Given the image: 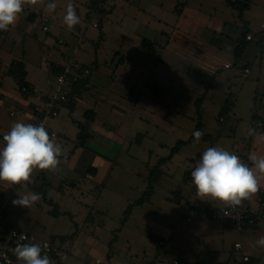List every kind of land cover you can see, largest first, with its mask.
I'll return each instance as SVG.
<instances>
[{
  "label": "rangeland",
  "instance_id": "1",
  "mask_svg": "<svg viewBox=\"0 0 264 264\" xmlns=\"http://www.w3.org/2000/svg\"><path fill=\"white\" fill-rule=\"evenodd\" d=\"M86 1L55 0L57 8L51 14L45 10L50 0H45V5L34 7L51 16L46 22L49 33L43 31L44 22L40 17L35 22L32 34L21 30L14 32V41L4 42L5 35L0 33V78L3 80L0 97H12L16 101L10 102L4 98L0 106V125L9 127L17 118L11 113L16 105L29 108L13 78L4 72L7 62L20 58L22 54L27 58L28 78L41 88L47 82L56 87L53 62L61 60L64 53L69 57L76 56L77 60L85 63L99 59L100 66L93 71L91 89L101 93L107 92L105 86L114 78H123L126 83L132 84L138 81L139 73H144L143 78L147 73H155L163 87L161 97L156 94L150 99L142 97L137 105L121 98L118 102L126 110L121 106L114 108L117 112L113 120L118 122V132L126 135L130 128H135L142 135L139 142L135 139L131 142L129 138L125 140L117 159L120 166L109 180V188L121 197L113 201L108 199L113 191L107 192L105 198L97 197V190L92 187L102 179L100 175L94 181L83 180L79 187L64 185L62 190L57 188L61 180H82L81 170L70 171L67 166L69 153H73L81 142L77 138L80 129L74 119H84L81 111L94 107L90 99L86 104L85 100L79 101L74 118L68 107H61L59 121H66V136L58 135L56 138L62 145L64 155L60 157L57 169L49 175L54 186L48 197L53 202L41 195V199L30 208L13 206L12 200L17 198V194L24 195L25 189L21 185L10 186L0 182V192H10L6 211L8 220L39 237L51 239L67 248L73 242L75 245L83 243L90 236L106 246L112 244L122 256L148 259L154 256L156 246H160L155 245L154 240L143 234L142 230L153 225L171 224L181 208L176 200H169L171 191L176 192L179 186L189 185L184 175L192 166V156L200 158L213 143L212 138L201 137L197 142L192 137L198 121L202 124L200 129L206 133L216 131L222 107L231 95L235 113L221 130L220 140L225 142V149L238 155L234 149L245 145L242 136L250 127L253 111L264 113V50L254 40H247L245 50L236 57L237 40L245 31L243 20L237 19V28L233 26L220 32L209 25L210 20L206 16L203 17L212 10L219 14L222 7L235 11L237 8L228 4L229 0H105L104 5L109 9L105 14L91 10ZM69 2L73 3L80 17V23L72 30L62 23ZM200 3H204L201 9ZM261 3L264 0H257V4ZM153 15L162 21L158 18L155 20ZM260 15L261 10L253 5L249 16L257 19ZM177 17L186 22L191 31L199 22L201 25L197 34L213 42L217 48L215 50L230 61L231 68L212 74L192 61L166 51L160 46L161 43L155 44L157 55L137 47V42L148 39L145 24L152 26L160 23L168 25V29ZM95 22L102 25L96 27ZM237 30L238 35H234ZM43 33L44 41L41 40ZM101 34H105L102 40ZM152 39L148 42H154L155 39ZM124 53L132 57L123 58ZM245 67L250 71L247 77L241 72ZM201 96L202 111L199 114L196 102ZM103 114L110 118L106 108ZM137 114H143L145 119L140 121ZM236 129L237 132H234ZM82 140L81 144H85L86 139L83 137ZM181 141L180 147L173 151ZM39 171H34L30 180L33 181ZM151 184L154 190L150 200L135 204L132 217L125 218L128 205L141 198ZM27 190L32 191L31 186H27ZM123 197L128 198L130 203L125 202ZM102 204L107 207L103 214L96 210ZM54 208L59 209L57 214L51 211ZM79 250L88 259L97 257L96 251L81 246Z\"/></svg>",
  "mask_w": 264,
  "mask_h": 264
},
{
  "label": "crops",
  "instance_id": "2",
  "mask_svg": "<svg viewBox=\"0 0 264 264\" xmlns=\"http://www.w3.org/2000/svg\"><path fill=\"white\" fill-rule=\"evenodd\" d=\"M91 1L92 0L86 1V5L91 10L100 11L102 8L104 11V13L100 11L102 14H105L109 11V9L104 5L105 0H102L100 4L101 7L98 9H94L92 7ZM228 4L233 5L230 2ZM253 5L257 6L261 10V15L257 19L249 16V12L251 11ZM203 6L204 3H200V9ZM31 8L34 11V14H31L28 11H23L19 21L15 24V26H10L8 31H0L1 34L5 35L3 38L4 42L14 41V32L16 33L22 30L26 34H32L35 22L39 19L38 17H40L41 13L46 12L41 9L36 10L33 7ZM46 14L48 16L46 21L41 17L40 18L44 22L42 25L43 31L49 33V28L47 30H44L43 28L45 24L48 25L46 22L49 20V18H51L48 13ZM206 14L207 15L204 14L203 17L206 16V18L210 20L209 25H211L215 31L225 32V28H233V26L237 28L239 26L237 19L240 18L243 20L242 22L244 28L247 29V33H249L258 31L260 29V26L264 21V3L257 4V0H251L250 6L243 13V18L239 16L238 9L232 11L229 9V7H222L219 14L216 13V10L206 12ZM153 16L154 19L158 18L155 15ZM158 19L162 21L160 18ZM145 25L147 32H149L147 33L148 39L137 42L138 48L147 51L145 48H143V44L148 41H153L152 38H154L155 40L151 43V47L154 48L155 52L153 54L155 55L158 54L155 44L161 43L160 46H162L166 51L190 60L192 63L200 66L212 74H217L220 70L229 69L232 66L228 59L216 51L217 48H215L213 42L205 40L201 35L197 34V29L201 25L199 22H197V26H194L195 29L192 31L188 28V24H186V22H182L180 17H177L176 21L169 25L171 28L168 29V25L164 26L160 23H156L152 26L150 23ZM234 35H238V30L235 31ZM242 35L243 34H241V36ZM241 36L238 38L237 42ZM104 37L105 34H102V39H104ZM41 40H45L44 33L41 36ZM245 42L247 44L246 38ZM25 57V54H22L20 58H14L7 62L4 72L7 73L9 65L14 60H22L25 63L27 69V58ZM67 57H69V55L64 53L61 60L53 62V67L55 63H63ZM73 57L76 58V56ZM130 57L132 56L124 53L123 58ZM156 61L158 62V59ZM81 63L88 65L91 68V75L87 79L82 80L77 84L74 92L73 102L69 104H63L62 106L68 107L71 112V117L74 118V114L78 110L79 101L85 100L86 104L88 103L87 101L91 100L94 103V107L88 108L84 112L81 111L84 119H74L78 126L80 124L84 125V131H82V134L84 139H86V142L85 144H81L79 141V146L72 151L73 153H69L70 160L67 167L70 171H75L77 169L81 170L82 180H61L57 188L62 190V186L64 185L79 187L83 180L85 181L86 179H90L94 181L100 175L102 179L95 183L92 189L94 188V190H97V194L99 195L97 196L98 198H105L104 196H108L106 195L107 192L113 191L111 188H109L108 183L113 177L114 170L120 166V164L117 162V159L121 146L124 145L127 138H129L131 142L133 139L139 142L142 138V135L139 134L141 133L140 130H136L135 128H130L128 130V134L126 135H122L120 132H118V122L113 120V115H116L117 112L114 108L120 106L123 107L121 103L118 102V100H121L122 98L124 100L133 101V103L137 105L142 97L150 99L155 94L161 97L163 87L159 80L155 77V73H147L145 74V78H143L144 73L142 72L139 73L140 75L138 81H135L132 84H129V82L126 83L123 78L117 79L118 82L115 80L116 78H114L109 84H107V86H105L107 88V92L101 93L97 90L94 91L91 89V83L93 79V71L98 69L100 66L99 59L95 58V60H93L91 63H85L82 61ZM53 67L52 72L55 73ZM118 67L119 66L116 68L118 69ZM245 68H243L241 72L245 77H247L250 71L245 73ZM142 79L144 80L139 81ZM26 80L30 85L35 86L38 92L34 95L23 94L27 100V105L29 108L16 105V107L12 109L11 113L17 115V118L11 122L9 127H3L0 125V134L2 135V138L0 139V148L4 146L3 135L10 130L12 124L16 121L29 123V119L34 114L35 105L40 103V99L50 96L55 89L53 84L48 82L42 88L38 87L35 82L28 78V70ZM0 81L2 85L3 80L1 78ZM1 95L2 93L0 92V96ZM4 98L10 102H16L12 97L3 96L0 97V106L3 104ZM228 98L230 99L231 105L226 113H221L220 117H225V120L220 121L219 117V128L217 127L216 131L213 133H206L205 130L199 129V131L203 133L202 137L206 139H213L211 147L217 145H223L224 147L225 145V142L220 140L221 130L224 128L228 120L232 119V115L235 113L234 103L231 95H229L227 99ZM225 103L222 107V110L225 106ZM61 107L59 109V115L55 118L49 119L48 124L51 128L58 132V135L66 136V128L64 126L66 121H59ZM105 108L110 118L103 114ZM18 110L21 112L18 113ZM124 110L126 109L124 108ZM130 111L133 112L132 109H130ZM86 112H88V114H86ZM137 118L140 121L145 119L143 114H137ZM254 120L262 121V126L264 128V113L261 114L258 110H254L251 116L249 128H254ZM79 129L80 131L77 134V138L81 132L80 126ZM237 129L234 132H237ZM256 131L258 133H264V131ZM242 138V141L244 140V144H247L246 147L245 145H241L240 148H233L238 153V156H240L242 159L247 161V157L251 153L264 154V140H261L259 136H249L247 131V133H245ZM191 159L193 161L192 166L186 171V174L184 175V180L189 185H185L184 187L179 186L176 192L171 191L169 195V200H176L181 206L175 218H172L171 224L169 226H164L161 224L156 226L153 225L142 230L143 234L148 236V238L151 237L154 240L155 245H159L158 241L164 235L169 236V240L166 245H159L160 247L158 246L161 249L157 248L156 246L157 250L155 251L154 256L141 260L126 257L125 255L122 256L118 254L116 248L112 244L106 246V244L101 243L98 239L88 236L85 240H83V243L79 242L78 245H75L73 242L71 245L67 246V248L61 246L68 253V256L64 260L63 264H91L97 258L101 259L102 264H143L146 262L151 264H242L240 254L234 251V245L238 241L242 242L244 253L251 257L250 264H264V247H260L255 244V241L260 236H264V186L261 187L260 191L255 195L253 200L249 202L251 209V220L247 222V224L242 229H239L226 221L213 219L204 214H198L191 221H188L186 219V213L183 211V204L185 202H189L195 207H199L204 204H221L218 201L208 202L198 199L195 194V187L191 183L190 173L194 168V162L198 160L199 157L192 156ZM43 172L45 173L46 181L50 183V187L47 189L44 185V180L40 178ZM50 173H52V171L40 170L37 173L35 179L33 181L31 180L27 186H31L32 192L39 193L45 199H48L50 203H52V198L48 197V193L54 186L53 181L49 177ZM1 194L2 191L0 192V196ZM118 197H121V195L113 191L111 196H108V199L113 201ZM123 198L125 199V202L130 203L128 198ZM106 209L107 207L102 204L98 205L96 210L103 214ZM53 210H57L59 212V209L57 208H54L51 211L53 212ZM132 215L133 209L129 214V218L132 217ZM80 246L81 248H85L87 250L96 251L97 257L95 259H88L87 257L82 256L79 250ZM146 251L147 249L144 250L145 254Z\"/></svg>",
  "mask_w": 264,
  "mask_h": 264
},
{
  "label": "clouds",
  "instance_id": "3",
  "mask_svg": "<svg viewBox=\"0 0 264 264\" xmlns=\"http://www.w3.org/2000/svg\"><path fill=\"white\" fill-rule=\"evenodd\" d=\"M45 5V0H0V31H8L15 26L26 7ZM57 8L55 0L46 3L45 10L54 13ZM62 23L72 30L80 23L75 6L69 2ZM203 133H193L197 142ZM248 135L259 136L264 140V133L255 128L248 129ZM4 146L0 148V182L8 185H21L24 195L12 200L13 206L30 208L41 199V195L28 191L27 185L36 170L55 171L64 155L62 145L55 135L50 136L45 124L16 121L3 135ZM191 183L195 194L201 201H218L225 209L235 211L245 201L251 202L264 186V154L251 153L247 161L222 146L208 147L200 155L191 173ZM224 216L228 213L222 212ZM26 237L21 236V240ZM255 244L264 247V236ZM46 243H17L13 254L19 264H55L47 255ZM66 259V258H65Z\"/></svg>",
  "mask_w": 264,
  "mask_h": 264
},
{
  "label": "built area",
  "instance_id": "4",
  "mask_svg": "<svg viewBox=\"0 0 264 264\" xmlns=\"http://www.w3.org/2000/svg\"><path fill=\"white\" fill-rule=\"evenodd\" d=\"M232 1L234 2L236 0ZM24 10L34 14L31 7H26ZM40 17L45 21L48 19L46 13H41ZM94 25L98 27L101 23L95 22ZM43 28L44 30H47L48 25L45 24ZM245 38L246 40H254L259 47L264 50V21L258 31L247 33ZM53 68L55 69L54 74L57 82L56 87L50 96L40 99V103L35 105L34 114L29 119V123L40 124L43 122L50 136L54 134L56 139L58 137V132L49 126V119L55 118L59 115L60 107L72 100L74 86L80 81L87 79L91 75L92 71L88 65L81 63L73 56L67 57L63 63H55ZM244 72L248 73L249 68H245ZM22 91L28 95H34L38 92L37 88L33 85L24 86ZM17 112L19 113L21 111L18 110ZM224 120L225 117H220V121ZM253 124L262 126L263 122L254 120ZM196 162L197 160L194 162V166ZM9 200L10 192H4L0 198V264H19L13 254V249L18 242L46 243L48 245L46 250L47 255L51 257L55 264H63L65 258L68 256V253L55 241L39 237L8 220L6 211ZM183 211L186 213V219L188 221H191L198 214H204L213 219L226 221L239 229H242L247 222L251 220L249 201H245L243 207L237 208L235 211L225 209L222 203L217 205L204 204L199 207H195L189 202H185L183 204ZM225 211L228 213L227 216L222 214V212ZM21 236L26 237V239L21 240ZM168 240L169 236L164 235L161 239H159L158 243L160 246H164ZM234 251L240 254L242 264H250L251 257L244 253L241 241L235 243ZM91 264H102V261L97 258ZM143 264L151 263L146 262Z\"/></svg>",
  "mask_w": 264,
  "mask_h": 264
},
{
  "label": "trees",
  "instance_id": "5",
  "mask_svg": "<svg viewBox=\"0 0 264 264\" xmlns=\"http://www.w3.org/2000/svg\"><path fill=\"white\" fill-rule=\"evenodd\" d=\"M91 2H92V4H91L92 7L94 9H98V8H100V4H101L102 0H92ZM229 2L231 4H233L238 9L239 16L241 18H243V13L250 6L251 0H236L234 2L232 0H229ZM100 11L104 13V11H103L102 8L100 9ZM247 32H248V30L245 29L243 35L241 36V38L238 41V45H237V48H236V51H235V56L236 57L241 56V54L243 53V51L246 48L245 36H246ZM100 39H102V34L100 35ZM143 48H145L147 51H149L151 53H154L155 52L154 48L151 47V43L150 42L144 43L143 44ZM53 70L55 72V69H53ZM7 74L9 76H11L15 80V82H16V84L18 86V89L23 94L28 95V94H26V93H24L22 91V89H23L24 86L30 85L29 82L26 80L27 69H26L25 63L22 60H14V61H12L11 64L9 65V67H8ZM77 84L73 88V97H74V92H75V88H76ZM0 85H1V81H0ZM202 97L203 96L199 97L197 99V102H196L197 108H198V111H199V114H200V102L202 100ZM72 102H73V98H72V100L70 102H68L66 104H69V103H72ZM230 105H231V102H230V99L228 98L226 100L225 106H224V108L222 110V113L223 114L228 111ZM91 112H93V111H91ZM86 114H88V112H86ZM79 126L81 128V132L79 133L78 138H80L81 139V143H83V140L82 139H83L84 136L82 134V131H84V125L80 124ZM200 127H201V122L199 120L198 123H197V125H196V128H195L194 132L197 131V130H199ZM254 128L256 130L261 131V132L264 131L263 126L254 125ZM192 137H193V135H192ZM1 138H2V135L0 134V139ZM182 143H183V141L179 142L174 147L173 151H175L176 148L180 147V145ZM40 178L44 180V185H45L46 189L49 188L50 187V183L46 181V176H45V173L44 172L41 174ZM152 193H153V187H152V184H151L150 187L144 192V195L141 198H139L137 201H135V203H130L128 205V208L125 211V218H127L129 216V214L131 212V209H132V207L135 204L144 203L145 201H149L150 198H151V196H152ZM53 213L54 214H57L58 211L57 210H53Z\"/></svg>",
  "mask_w": 264,
  "mask_h": 264
}]
</instances>
